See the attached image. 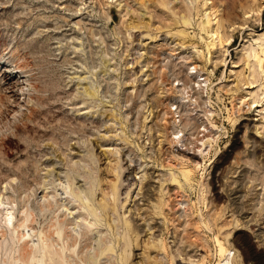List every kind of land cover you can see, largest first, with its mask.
Instances as JSON below:
<instances>
[{"label":"rangeland","instance_id":"374dc122","mask_svg":"<svg viewBox=\"0 0 264 264\" xmlns=\"http://www.w3.org/2000/svg\"><path fill=\"white\" fill-rule=\"evenodd\" d=\"M0 264H264V0H0Z\"/></svg>","mask_w":264,"mask_h":264},{"label":"built area","instance_id":"2783aa9c","mask_svg":"<svg viewBox=\"0 0 264 264\" xmlns=\"http://www.w3.org/2000/svg\"><path fill=\"white\" fill-rule=\"evenodd\" d=\"M191 72L193 74L195 71ZM204 82L203 77L189 85H184L180 79L174 81L182 93L172 100L170 106L173 113L171 138L179 149L190 153L204 152L206 142L217 138L219 133V129L213 131L211 127V113L200 115L199 105L209 104V91Z\"/></svg>","mask_w":264,"mask_h":264},{"label":"bare ground","instance_id":"6f19581e","mask_svg":"<svg viewBox=\"0 0 264 264\" xmlns=\"http://www.w3.org/2000/svg\"><path fill=\"white\" fill-rule=\"evenodd\" d=\"M187 2V1H186ZM207 13V12H206ZM183 16V15H182ZM207 16V15H206ZM183 18V20H182V22L184 23V24H189V19L188 18H184V17H182ZM181 17L179 18V19H182ZM208 19H210V18H208ZM208 22V21H207ZM209 23V22H208ZM196 72V71H195ZM200 77V76H199ZM202 77V76H201ZM200 77V78H201ZM250 98H245L244 100H243V103L249 108L250 106H252V102H249L248 100H249ZM242 102V101H241ZM171 119V118H170ZM171 127V126H170ZM192 155V154H191ZM180 156V155H179ZM181 157V156H180ZM195 165H197V166H199V163L198 162H196V164ZM182 171H184V170H182ZM190 170H189V168H188V170H186V171H184V176H186V177H189V175H190ZM183 173V172H182ZM178 201V203L180 204V201L179 200H177ZM177 203V204H178ZM176 206V205H175ZM8 214V213H7ZM9 215V214H8ZM11 215V214H10ZM8 217V216H7ZM8 219V221H11V219H12V217H10L9 216V218H7ZM218 240V239H217ZM218 245H219V252H220V254L221 255H226L227 254V252H228V249L227 248H225L223 245H222V243L221 242H219L218 241ZM53 260V259H52Z\"/></svg>","mask_w":264,"mask_h":264}]
</instances>
